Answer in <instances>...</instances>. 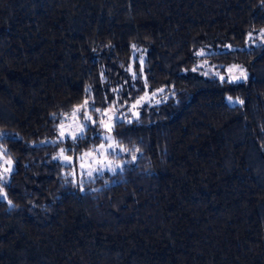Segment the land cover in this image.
I'll use <instances>...</instances> for the list:
<instances>
[{
  "label": "trees",
  "instance_id": "1",
  "mask_svg": "<svg viewBox=\"0 0 264 264\" xmlns=\"http://www.w3.org/2000/svg\"><path fill=\"white\" fill-rule=\"evenodd\" d=\"M262 29L264 0H0V264H264ZM93 109L128 151L88 176L59 154Z\"/></svg>",
  "mask_w": 264,
  "mask_h": 264
},
{
  "label": "rangeland",
  "instance_id": "2",
  "mask_svg": "<svg viewBox=\"0 0 264 264\" xmlns=\"http://www.w3.org/2000/svg\"><path fill=\"white\" fill-rule=\"evenodd\" d=\"M248 42L251 44H258L261 42H264V29L251 34L248 37ZM241 71H243V73L246 75L245 71L238 68V67H233L230 66L227 71L225 73H221L219 74V77H224V79H227L231 82H241L244 81L245 79L241 77ZM234 77H241L240 79H233ZM134 113L136 112V108L133 109ZM78 112H76V115L73 116H68L65 118V121L61 124L63 125V130L65 132V137H61L60 136V131H61V127L59 130V137L58 140H66V139H70L68 136L69 132H76L77 128L80 124H84L85 128L89 125H93L94 123H92V121L89 120H85L84 116L85 114L89 115L92 117V120L95 121L94 119V115L90 112H82L80 114H78ZM99 115L103 116V120L105 121V123H108L111 125V131H107L104 127H103V145L105 146L106 151H103V154H101L100 151H95L97 148H93L90 151H92L91 155H85V153H88L90 151L85 152L83 155L81 156H70V155H66L64 154V156H60V160L62 161V163L67 164V165H73L77 162L79 169L81 170V172L85 173L88 175L89 172L92 173V175L96 174V173H103L106 171L109 172H115L118 170H121L123 168V166L125 165V163L127 162L126 160V151H121V147L117 141L113 138L112 135V131H113V123L116 120V117H119L118 115L115 114V112H112L110 110L102 113V112H98ZM120 118V117H119ZM80 133H77V137L80 136ZM106 136H110L113 138L115 144L119 145V147H116L115 151L113 152L111 148L108 147V145L110 143H113V141H109L107 139H105ZM1 149V148H0ZM70 157V160H66L64 157ZM6 160V157L4 156L2 159H0V163H3V161ZM4 167L7 168L9 167L8 164H4ZM11 169H12V163L10 165ZM97 169H101L100 171H97ZM91 175V176H92ZM89 176V175H88Z\"/></svg>",
  "mask_w": 264,
  "mask_h": 264
},
{
  "label": "snow or ice",
  "instance_id": "3",
  "mask_svg": "<svg viewBox=\"0 0 264 264\" xmlns=\"http://www.w3.org/2000/svg\"><path fill=\"white\" fill-rule=\"evenodd\" d=\"M250 35H251V34H250ZM133 48H135V45H133ZM203 54H204L203 50H201V51L198 53V55H203ZM136 59L139 61V64H140V66H141V69H140V70H141V72H142V71H143V64H144L143 57H142V56H141V57H137ZM233 67H236V66H233ZM195 70H196V69H193V71H195ZM132 75H133V78L136 77V73H135V72H133ZM241 77L244 78V79H247V77H246V75L243 73V71H241ZM241 77H234L233 79H240ZM220 79L223 80L224 77L221 76ZM160 91H163V89H160ZM147 95H148V94L145 93V96H144V97H140L135 103H133V104L131 105V108H132V109H135L138 105H140L141 101L144 100L145 97H146ZM153 95H155V93H153ZM231 99H232V98L229 97V100H231ZM240 103L242 104L243 101H240ZM87 107H88V100H85V101L83 102L82 105H80L77 109L74 110V112L72 113V115L75 116V115H76V112L80 111L81 109H86ZM93 110H94V111H100L99 109H93ZM53 115H55V114H53ZM136 115L138 116V113H136ZM84 119H85V120L92 121V123H96V121L92 120V117L89 116V115H87V114H85ZM116 119L119 120L120 118H119V117H116ZM129 122H130V121H129ZM100 124H101V126L104 127L107 131H111V125L108 124V123H105L104 120H101V121H100ZM60 127H61L60 136L63 138V137H65V132H64V130H63V125H61ZM84 131H85V125H84V124H80V125L78 126V128H77V131H76V132H69V133H68V136H69L70 139H72V140H76V139H77V133L82 134V133H84ZM0 135H7V134H0ZM105 139H107V140H109V141H113V143H110V144L108 145V147L111 148L113 152L115 151L116 147H119V145L115 144V142H114V140H113L112 137H110V136H106ZM95 151H100L101 154H103V151H106V149H105V146H104L103 144H101V145L99 146V148L96 149ZM121 151H128V149L121 148ZM137 151H139V150L137 149ZM91 154H92V151H90V152H88V153H85V155H91ZM6 155H7L6 150H5V149H0V159H2V158H3L4 156H6ZM59 155H60V156H64V149H61ZM64 158H65L66 160H70V159H71L70 157H66V156H65ZM135 158H136L135 155H133V159H135ZM11 163H12V161H11L10 158L7 159V160H4L3 163H0V168H3V171H0V181H4V180L7 179L8 174L11 172V167H10ZM4 164H8L9 167L5 168V167H4ZM100 170H101V169H97V171H100ZM88 175L91 176L92 173L89 172ZM2 187H3V185L0 184V196L4 195V194L2 193ZM9 203H11V201H9Z\"/></svg>",
  "mask_w": 264,
  "mask_h": 264
}]
</instances>
